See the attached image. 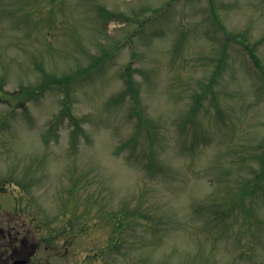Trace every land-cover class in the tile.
<instances>
[{
  "label": "rangeland",
  "instance_id": "1",
  "mask_svg": "<svg viewBox=\"0 0 264 264\" xmlns=\"http://www.w3.org/2000/svg\"><path fill=\"white\" fill-rule=\"evenodd\" d=\"M242 40L264 70V0H0V210L73 232L75 264H264V74Z\"/></svg>",
  "mask_w": 264,
  "mask_h": 264
},
{
  "label": "flooded vegetation",
  "instance_id": "2",
  "mask_svg": "<svg viewBox=\"0 0 264 264\" xmlns=\"http://www.w3.org/2000/svg\"><path fill=\"white\" fill-rule=\"evenodd\" d=\"M0 264H75L72 236L61 242L64 229L54 219H39L23 205L0 210ZM69 243V244H68Z\"/></svg>",
  "mask_w": 264,
  "mask_h": 264
},
{
  "label": "trees",
  "instance_id": "3",
  "mask_svg": "<svg viewBox=\"0 0 264 264\" xmlns=\"http://www.w3.org/2000/svg\"><path fill=\"white\" fill-rule=\"evenodd\" d=\"M239 42H241L242 44H244V45H245V46L251 51L250 53L252 54V56L254 57V59H256V56H255V54H254V50H253V48H251V46H250L249 44H247L246 42H243V40H242V41H239ZM256 62H257V64H259L258 60H256ZM259 65H260V64H259ZM76 75H77V72L66 74L64 77H50V75L45 74V79H49L50 82H49V84H48L47 86L42 87V88H43V89H46L51 83H54V82H62L63 84L71 85V83H72L73 81H75L74 79L77 78ZM128 84H129V90H131V91L134 90V89L132 88L133 83H132V78H131V77L128 78ZM130 86H131V87H130ZM121 96L124 97V95H121ZM133 97H134V99H137V100H136V107H137V109H139V106H140V99H139V95H137V93L135 94V90L133 91ZM140 116H141V114H140ZM141 117H142V116H141ZM153 166H156V164H155L154 162L150 163V164H149V170L152 171V167H153ZM263 174H264V170H263L262 172L258 173V176H261V175H263ZM261 177H262V176H261ZM259 182H260V181H257L256 179H255V181H248V182L243 186V188H244L245 191H244L242 194L239 195L238 199H235V200H234L233 205L236 206V205L241 204V201H242L243 195H245V194H249V193L254 194L255 192H257L258 189H259ZM224 210H225V209H224ZM227 215H229V214L225 211V214H224V215L222 214V215H221V218L226 219V218H227V217H226Z\"/></svg>",
  "mask_w": 264,
  "mask_h": 264
},
{
  "label": "water",
  "instance_id": "4",
  "mask_svg": "<svg viewBox=\"0 0 264 264\" xmlns=\"http://www.w3.org/2000/svg\"><path fill=\"white\" fill-rule=\"evenodd\" d=\"M14 264H28L27 261H22V262H15Z\"/></svg>",
  "mask_w": 264,
  "mask_h": 264
}]
</instances>
